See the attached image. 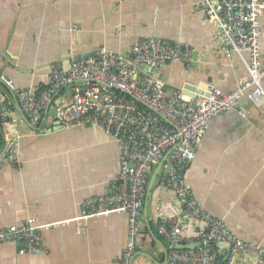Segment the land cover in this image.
Masks as SVG:
<instances>
[{
	"label": "crops",
	"instance_id": "1",
	"mask_svg": "<svg viewBox=\"0 0 264 264\" xmlns=\"http://www.w3.org/2000/svg\"><path fill=\"white\" fill-rule=\"evenodd\" d=\"M198 1L0 0V72L15 88L38 93L51 65L67 69L72 54L102 47L126 52L139 40L160 37L190 48L193 56L190 67L171 61L153 72L167 95L180 88L230 91L248 77L247 53L224 56L218 27L204 19ZM259 23L264 31V13ZM260 48L264 63V37ZM140 69L149 72L145 65ZM70 97V86L62 87L36 122L0 81V104L8 101L12 108L6 120L0 118V155L6 142L15 140L18 158L16 166H0V228L20 226L28 218L37 226L60 222L42 230L39 253H20L15 243H0V264H118L126 214L100 213L84 221L80 206L105 192L118 173L119 146L97 127L61 128L54 107ZM148 181L131 264H167L169 242L156 226L169 216V206L178 204L172 191L159 184L158 174L151 186ZM184 181L198 204L230 232L264 246V97L240 98L209 119ZM182 237L179 244L186 249L198 247L192 230H184ZM215 248L223 258L227 244L217 242ZM256 257L240 250L234 264H264Z\"/></svg>",
	"mask_w": 264,
	"mask_h": 264
},
{
	"label": "built area",
	"instance_id": "2",
	"mask_svg": "<svg viewBox=\"0 0 264 264\" xmlns=\"http://www.w3.org/2000/svg\"><path fill=\"white\" fill-rule=\"evenodd\" d=\"M204 19L218 27V38L225 57L247 53L248 77L232 90L207 89L202 92L177 89L167 95L164 82L153 72L167 62L192 66V50L179 42L148 37L132 44L126 52L104 47L94 55L72 54L68 68L51 65L46 86L36 93L29 88H15L11 79L0 72L2 81L12 93L24 115L39 121L57 92L70 86L68 103L54 107L61 128L87 125L102 129L119 146V170L105 192L81 202L80 215L89 217L104 213L124 212L127 218L126 240L118 264H131L140 230L139 216L152 165L165 156L158 173L161 186L170 189L177 207L169 206V216L159 222L156 232L167 239V264H234L240 250L264 258V246L238 238L222 220L206 212L196 201L184 181V173L194 156L208 121L229 110L240 98L264 97V63L259 20L264 13V0H199L196 4ZM149 68L141 74L140 65ZM10 102L0 104V118L11 114ZM18 164L16 141L10 140L0 166ZM51 222L37 226L33 218L22 225L0 228V243L13 242L20 253L42 251V230L56 226ZM186 229L193 231L196 249L174 248L184 241ZM227 244L223 258L215 243Z\"/></svg>",
	"mask_w": 264,
	"mask_h": 264
},
{
	"label": "water",
	"instance_id": "3",
	"mask_svg": "<svg viewBox=\"0 0 264 264\" xmlns=\"http://www.w3.org/2000/svg\"><path fill=\"white\" fill-rule=\"evenodd\" d=\"M94 54H95V52L88 53V54H85V55H94ZM208 89H211V88H208ZM200 91L202 92L204 90H199L198 92H200ZM8 142L9 141L6 142V145H7ZM5 148H6V146H5ZM164 158H165V156H162L160 158V160L158 161V163L156 164V167L154 168V170L152 171V173L150 175V178H149V181H148V184H149L148 186H151L154 183V181L156 179V176H157V174L159 173V171L161 169V166H162V163L164 161ZM173 247L174 248H179V249H186L187 248L185 245H181L179 243L173 244Z\"/></svg>",
	"mask_w": 264,
	"mask_h": 264
}]
</instances>
